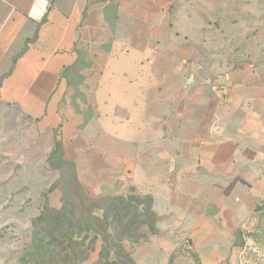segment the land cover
I'll return each instance as SVG.
<instances>
[{"label":"crops","instance_id":"0c3cea01","mask_svg":"<svg viewBox=\"0 0 264 264\" xmlns=\"http://www.w3.org/2000/svg\"><path fill=\"white\" fill-rule=\"evenodd\" d=\"M68 180L148 199L127 264H237L264 202V0H0V264Z\"/></svg>","mask_w":264,"mask_h":264},{"label":"trees","instance_id":"16d2710c","mask_svg":"<svg viewBox=\"0 0 264 264\" xmlns=\"http://www.w3.org/2000/svg\"><path fill=\"white\" fill-rule=\"evenodd\" d=\"M72 184L80 190L77 184ZM66 193V191L63 192L61 209H46L39 218L33 221L32 244L20 253L18 257L19 264H75L77 260L82 263L95 250L97 241H101L98 258L92 264L129 263L131 260L130 255L125 252L119 253L121 247L118 245L115 229L111 226L112 223L107 220L111 213L114 220L119 212H128L129 210L137 212L144 218L142 226H146L151 233H154L156 216L149 208L140 207L144 203L148 204V199L134 196L90 198L83 194L80 196L81 199L78 200L80 202L81 200L85 201L87 204L81 207L79 211L74 212L69 209ZM119 200L126 201L125 207H119L120 209H118L113 205L114 201ZM106 202L107 206L104 208L100 206ZM251 218H256L258 221L264 220V205L256 206ZM42 231H46V234L49 235L47 236L48 239H37V235ZM127 234L125 235L127 236ZM245 234V231L242 230L236 236V243L239 247L242 246ZM261 234L264 236V230ZM132 238H135V236ZM144 239L145 232L142 230L133 243H138ZM113 242H116L117 245H113ZM188 253L195 264H200L194 254Z\"/></svg>","mask_w":264,"mask_h":264},{"label":"rangeland","instance_id":"374dc122","mask_svg":"<svg viewBox=\"0 0 264 264\" xmlns=\"http://www.w3.org/2000/svg\"><path fill=\"white\" fill-rule=\"evenodd\" d=\"M70 181L71 180H68L69 183H67V185L65 186L67 192L66 200L68 202L69 209H72L74 212H77L80 210L81 207H84L87 202L82 200L80 202L78 200L81 199L80 196L83 195V192L78 190V188L74 187ZM261 204L264 205V202ZM107 205L108 204L106 202L101 204L100 206L104 208ZM113 205L116 208L120 209L123 206L125 207L126 201H114ZM259 205L260 204H258L257 206ZM112 215L113 214L111 213V216ZM111 216L107 220L109 223H112L111 226L115 229V236L118 239V245L121 247L119 253H127V247L129 246L130 249L134 244L133 242H135L142 230L146 228V226H142L144 218L140 216L139 213L132 212L130 210L128 212L123 211L121 213H117L114 220ZM263 230L264 220L258 221L256 218L252 219L250 216L248 224L244 229L246 233L245 238L243 240L242 246L239 247L240 253L237 264H264V236L261 234ZM125 234H127V236ZM47 236L49 235L46 234V231H42L37 235V239H48ZM133 236H135V238H132ZM97 244L100 246L101 241H97ZM113 245H117V243L113 242ZM87 263H89V261L81 263L79 262V260H77L75 262V264Z\"/></svg>","mask_w":264,"mask_h":264},{"label":"built area","instance_id":"2783aa9c","mask_svg":"<svg viewBox=\"0 0 264 264\" xmlns=\"http://www.w3.org/2000/svg\"><path fill=\"white\" fill-rule=\"evenodd\" d=\"M188 243H189L188 240H185V241H184V244H185V245H187Z\"/></svg>","mask_w":264,"mask_h":264}]
</instances>
